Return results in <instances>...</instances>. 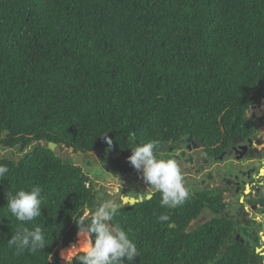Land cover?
I'll use <instances>...</instances> for the list:
<instances>
[{
    "label": "trees",
    "instance_id": "1",
    "mask_svg": "<svg viewBox=\"0 0 264 264\" xmlns=\"http://www.w3.org/2000/svg\"><path fill=\"white\" fill-rule=\"evenodd\" d=\"M263 98L264 0H0V164L10 168L0 264H64L82 251L75 219L97 204L91 171L49 143L120 166L151 140L161 155L190 135L216 144L222 128L252 134L257 119L238 115ZM11 184L43 189L36 223L47 247L35 255L8 247L18 223L6 206ZM227 209L206 193L164 208L158 193L113 223L137 243L133 264H262L259 239L229 240ZM204 210L207 222L190 232Z\"/></svg>",
    "mask_w": 264,
    "mask_h": 264
},
{
    "label": "flooded vegetation",
    "instance_id": "2",
    "mask_svg": "<svg viewBox=\"0 0 264 264\" xmlns=\"http://www.w3.org/2000/svg\"><path fill=\"white\" fill-rule=\"evenodd\" d=\"M263 105L262 101L258 104L259 117L256 112H251L249 119L258 121L252 126V134L244 133V129L236 130L235 134L222 128L221 139L216 144L202 142L190 135L171 140L167 146L164 144L160 155L175 159L182 169L187 186L191 188L189 199L200 194H214L228 204L222 216L235 220L229 240L233 237L249 246L256 245L257 239L260 245L264 244V110L260 109ZM6 155L10 156L11 152ZM79 155L90 160L87 166L91 172L87 173L97 198L94 207L106 201L122 203L123 207L137 206L158 194L147 189L142 172H138L125 157L119 162L120 166H115L110 161L103 163L98 152ZM208 215L209 211L204 210L191 223L189 231L194 232L205 224ZM257 250L264 254V246Z\"/></svg>",
    "mask_w": 264,
    "mask_h": 264
},
{
    "label": "clouds",
    "instance_id": "3",
    "mask_svg": "<svg viewBox=\"0 0 264 264\" xmlns=\"http://www.w3.org/2000/svg\"><path fill=\"white\" fill-rule=\"evenodd\" d=\"M263 100L264 98L261 99ZM253 106L258 107V104ZM250 107V105L246 108L242 106L238 115L241 120H247L251 112H255ZM108 143L111 146L112 141L109 139ZM63 147L67 148L65 150L70 149ZM131 149L132 154L128 157L130 164L138 172H142L143 180L148 185L147 189L160 194L161 207L175 208L190 197L191 188L187 186L182 169L175 159L160 157L158 141L139 143ZM9 173L10 168L6 164H0V181L9 179ZM8 189L6 206L18 222L11 239L8 240V247L14 249L17 255L23 254L26 250L33 255L44 251L47 247V235L36 223L42 216V209H45L43 189L39 185H31L28 189H17L12 184ZM122 207V203L106 201L94 207L90 215H82L75 219L78 227L77 235L81 238L79 248L82 249V254L75 257L79 264H133L140 254L137 243L130 238L125 229L113 223ZM170 219L167 214L158 216L160 223Z\"/></svg>",
    "mask_w": 264,
    "mask_h": 264
},
{
    "label": "rangeland",
    "instance_id": "4",
    "mask_svg": "<svg viewBox=\"0 0 264 264\" xmlns=\"http://www.w3.org/2000/svg\"><path fill=\"white\" fill-rule=\"evenodd\" d=\"M58 154L61 155L64 159L72 160L76 165L83 167L85 170L88 169L87 164H88V162H90V160H86L85 158L81 157L79 154H75L71 149L65 150L64 152H60V153L58 152ZM93 174H94V172H93ZM79 240H80V238L77 239V242L74 244V246L77 247L79 245V242H80ZM63 255H64V252H63ZM71 258H72L71 256L66 257L64 255V260H63L64 264H68Z\"/></svg>",
    "mask_w": 264,
    "mask_h": 264
},
{
    "label": "water",
    "instance_id": "5",
    "mask_svg": "<svg viewBox=\"0 0 264 264\" xmlns=\"http://www.w3.org/2000/svg\"><path fill=\"white\" fill-rule=\"evenodd\" d=\"M262 102L264 103V100H263ZM252 109L255 110V112L257 113V116L259 117V112H258L259 109H258V107H257V106H253ZM260 115H261V114H260ZM48 147H49V149H50L51 151H53V152H55L56 150H59V151L63 152V151H65V149H67V148H65V147H63V146H61V145H57V144H55V143H53V142L49 143V144H48ZM16 162L19 163V158H16ZM148 199H151V196L148 197ZM133 202H134V201L132 200V203H133ZM196 227H198V225H196ZM193 230H194V229H191V231H193ZM78 242H79V241H78ZM247 246H249V244H247ZM224 249H227V247H224ZM81 253H82V251H79L75 256H73V257L70 259L69 263H70V264H73L75 257L78 256V255L81 254ZM257 253H259V254H261L262 256H264V254L262 253L261 250H257ZM262 264H264V262H263Z\"/></svg>",
    "mask_w": 264,
    "mask_h": 264
},
{
    "label": "bare ground",
    "instance_id": "6",
    "mask_svg": "<svg viewBox=\"0 0 264 264\" xmlns=\"http://www.w3.org/2000/svg\"><path fill=\"white\" fill-rule=\"evenodd\" d=\"M79 245H80V242H79Z\"/></svg>",
    "mask_w": 264,
    "mask_h": 264
}]
</instances>
